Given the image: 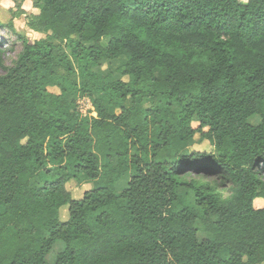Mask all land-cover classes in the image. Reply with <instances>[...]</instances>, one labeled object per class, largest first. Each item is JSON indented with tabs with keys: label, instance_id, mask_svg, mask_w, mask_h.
Listing matches in <instances>:
<instances>
[{
	"label": "trees",
	"instance_id": "1",
	"mask_svg": "<svg viewBox=\"0 0 264 264\" xmlns=\"http://www.w3.org/2000/svg\"><path fill=\"white\" fill-rule=\"evenodd\" d=\"M34 7L0 57V264H264V0Z\"/></svg>",
	"mask_w": 264,
	"mask_h": 264
},
{
	"label": "rangeland",
	"instance_id": "2",
	"mask_svg": "<svg viewBox=\"0 0 264 264\" xmlns=\"http://www.w3.org/2000/svg\"><path fill=\"white\" fill-rule=\"evenodd\" d=\"M242 2L246 1V0H241ZM17 7L19 8V5H17ZM20 13H14L13 15H19ZM29 15V14H28ZM27 15V16H28ZM24 27H21L20 24H13L11 19H7L6 22H0V57L3 61V65L5 67H9L13 61L16 59L18 53L21 51V42L19 40V37L24 36L30 43H32L35 40L44 38L46 35L45 34H41L39 36V38H36V32L30 30L27 27V18L25 16V20H24ZM106 41H104L103 45H106ZM124 61H117V62H113V63H109V62H101V64L94 68L93 70L98 73L101 76H107L110 75L111 80L112 81H116L118 79L121 78L120 74L117 73V68L120 67L122 65ZM3 74V70L0 68V75ZM125 79V78H124ZM54 92H57L53 89ZM88 102H90L88 99H84L79 101L80 105H81V109L83 114L86 113L87 111L91 110L92 107H88ZM91 104V103H90ZM127 107H130L131 104L130 102H127L125 104ZM112 112L119 114L120 111L118 109H114L111 108L110 109ZM260 119L259 116H256ZM249 122H253L252 119L249 120ZM191 143L193 144V146L191 147V149L193 151H199V152H209L211 151V147L209 145V143L205 140H203L200 135H195L194 138L192 139ZM264 167V166H260V169ZM262 175L264 178V169L262 171ZM131 175H127L125 176L117 185H116V191L117 192H122L125 189L128 188V181L130 180ZM32 186L34 187H38L40 186V183H38L37 180H35L32 183ZM67 189L69 190L70 194L72 195L73 199H80L82 197V194L89 190L91 188L90 185H85V186H81V185H77V183L75 181H70L67 184ZM262 205V203L260 201L256 202V207H260ZM67 210L66 207L62 208L60 211V217L62 220H66L68 217L67 214ZM207 237V236H206ZM205 236L204 235H200L199 239L202 240L204 239ZM54 253L52 252V255L49 256L47 258L48 261H52L53 258H55L57 256L55 249L53 250Z\"/></svg>",
	"mask_w": 264,
	"mask_h": 264
},
{
	"label": "clouds",
	"instance_id": "3",
	"mask_svg": "<svg viewBox=\"0 0 264 264\" xmlns=\"http://www.w3.org/2000/svg\"><path fill=\"white\" fill-rule=\"evenodd\" d=\"M19 5V8L17 7ZM40 8L34 7V0H0V22H6L7 19H11L13 24H20L21 27H24L25 16L31 14L33 16L40 14ZM19 12V15H13L14 13ZM36 38H39L41 34L36 33ZM88 107H91L90 102H88ZM93 115L95 113L93 112ZM200 120L194 119L189 121V126L193 129L199 127ZM207 131V127L203 129ZM198 136L199 133H196ZM243 260H247V257H243Z\"/></svg>",
	"mask_w": 264,
	"mask_h": 264
},
{
	"label": "crops",
	"instance_id": "4",
	"mask_svg": "<svg viewBox=\"0 0 264 264\" xmlns=\"http://www.w3.org/2000/svg\"><path fill=\"white\" fill-rule=\"evenodd\" d=\"M252 120H253V122H252V123H254L256 119H254V118H253Z\"/></svg>",
	"mask_w": 264,
	"mask_h": 264
}]
</instances>
